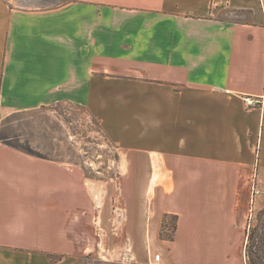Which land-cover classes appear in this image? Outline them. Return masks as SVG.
<instances>
[{
	"label": "crops",
	"instance_id": "crops-1",
	"mask_svg": "<svg viewBox=\"0 0 264 264\" xmlns=\"http://www.w3.org/2000/svg\"><path fill=\"white\" fill-rule=\"evenodd\" d=\"M23 1L0 0V130L75 105L148 167H123L98 200L78 165L0 138V264H76L66 250L86 224L112 231L113 196L140 264H247L256 175L264 192V0Z\"/></svg>",
	"mask_w": 264,
	"mask_h": 264
},
{
	"label": "rangeland",
	"instance_id": "rangeland-1",
	"mask_svg": "<svg viewBox=\"0 0 264 264\" xmlns=\"http://www.w3.org/2000/svg\"><path fill=\"white\" fill-rule=\"evenodd\" d=\"M53 4L64 3L69 0H49ZM27 0L28 5L42 4L40 1ZM18 5L25 1L15 0ZM0 130V138L7 144L20 149L34 157L47 160L64 162L67 166L78 165L84 176L94 182V199L102 198V187L111 181V187L117 188L118 177L123 172V167H144L138 164L135 157L123 155L117 145L111 143L102 130L100 124L89 113L75 105L59 104L40 108L36 111L15 115L5 120ZM138 164V165H136ZM145 167H148L145 165ZM118 178V179H117ZM109 198V196H108ZM118 197L111 198L109 211L113 215L112 231H99L93 236L86 232L81 234L80 247L66 251L78 255L76 264H140L139 258L134 256L135 249L125 242L124 232L120 231L121 203ZM96 204V201H95ZM255 214V213H254ZM264 218V210L253 220H250L249 235L254 234ZM88 223V222H87ZM166 228L164 235H171L176 220L165 217ZM163 231V230H162ZM261 239L258 249L263 251L264 259V226L259 233ZM251 241L248 236L245 258L249 264L248 247ZM158 255V254H157ZM62 260V255L57 256Z\"/></svg>",
	"mask_w": 264,
	"mask_h": 264
},
{
	"label": "trees",
	"instance_id": "trees-1",
	"mask_svg": "<svg viewBox=\"0 0 264 264\" xmlns=\"http://www.w3.org/2000/svg\"><path fill=\"white\" fill-rule=\"evenodd\" d=\"M173 218H175L176 224L173 226V230H172L171 235H164L163 234L164 229L161 233V236L166 240H173L175 233H176V230H177V217H173ZM164 228H166L165 224H164ZM259 235L260 234L257 235V231L254 234L249 235V238L251 241V243L248 247L249 264H264L263 251L258 249V244H259V241L261 239V237ZM49 258L53 263H56L59 260V258L57 256H54V255H49Z\"/></svg>",
	"mask_w": 264,
	"mask_h": 264
},
{
	"label": "built area",
	"instance_id": "built-area-1",
	"mask_svg": "<svg viewBox=\"0 0 264 264\" xmlns=\"http://www.w3.org/2000/svg\"><path fill=\"white\" fill-rule=\"evenodd\" d=\"M248 105H253L254 101L247 100ZM253 188H252V197H251V203H250V220H253L254 218V213H255V205H256V200L257 198L264 194V192L260 189L258 182H257V175L253 178ZM161 255H155V261L158 263L160 262ZM247 261V260H246ZM248 262V261H247ZM248 264V263H247Z\"/></svg>",
	"mask_w": 264,
	"mask_h": 264
},
{
	"label": "water",
	"instance_id": "water-1",
	"mask_svg": "<svg viewBox=\"0 0 264 264\" xmlns=\"http://www.w3.org/2000/svg\"><path fill=\"white\" fill-rule=\"evenodd\" d=\"M263 226H264V218H263V220L261 221V223H260V225L258 227L257 235L260 233V231L262 230Z\"/></svg>",
	"mask_w": 264,
	"mask_h": 264
}]
</instances>
